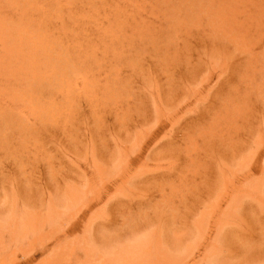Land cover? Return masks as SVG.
I'll return each mask as SVG.
<instances>
[{
    "label": "rangeland",
    "instance_id": "1",
    "mask_svg": "<svg viewBox=\"0 0 264 264\" xmlns=\"http://www.w3.org/2000/svg\"><path fill=\"white\" fill-rule=\"evenodd\" d=\"M1 5L0 264H264V0Z\"/></svg>",
    "mask_w": 264,
    "mask_h": 264
},
{
    "label": "bare ground",
    "instance_id": "2",
    "mask_svg": "<svg viewBox=\"0 0 264 264\" xmlns=\"http://www.w3.org/2000/svg\"><path fill=\"white\" fill-rule=\"evenodd\" d=\"M0 8L2 9L3 8V5H1L0 6ZM4 24H6V23H4ZM4 24H2V26H4ZM8 25V24H7ZM13 26V25H12ZM9 27H11V26H9ZM8 27V28H9ZM1 28V27H0ZM13 28V27H12ZM3 30H4V28H2ZM12 30V29H11ZM7 32V31H6ZM18 32V31H17ZM2 33V32H1ZM12 34V33H11ZM8 35V34H7ZM4 36H5V34H4ZM17 36V35H16ZM7 37V36H6ZM12 36H10L9 38H11ZM14 37V36H13ZM2 39V38H1ZM9 41V40H8ZM14 41H16V40H14ZM2 42H3V40H2ZM12 42V41H11ZM9 43V42H8ZM5 44V43H4ZM3 44V45H4ZM7 44V43H6ZM15 44V43H14ZM2 46V45H1ZM12 46H15V45H12ZM5 47V46H4ZM12 48V47H11ZM16 48V47H15ZM4 50V49H3ZM13 51V50H12ZM16 51V50H15ZM264 123V122H263ZM142 136V135H141ZM141 136H139V137H141ZM139 139H141V138H139ZM138 140V139H137ZM256 141H254V143H255V149H253L252 151H251V153H248L247 154V156H243V159H241L240 158V162H239V164L240 165H238V169L237 170H235L236 172H233L232 173V175L229 177V178H227L225 181H223V183H222V186H221V188H222V192L220 193H218V196L221 194V195H224V193L225 192H227V190H228V188H229V186L231 185V184H233L234 182H235V180H236V178H237V172L238 171H243L242 170V167L244 166V161L245 160H248V163H246L245 164V167H243V168H250V167H252V166H254V167H256L257 169H258V171H259V168H260V166H262L263 165V162H258L257 161V157H258V155L260 154V151L262 150V148L264 147V140H261V142L259 141H257V139H255ZM138 143V142H137ZM131 148V147H130ZM242 150V149H241ZM232 153V152H231ZM242 153V152H241ZM256 154V155H255ZM254 155H255V158H253L254 157ZM134 156H139V154L137 153L136 155H133V157ZM233 157V156H232ZM240 157V156H239ZM236 158V157H235ZM230 159V158H229ZM252 159V160H251ZM235 161V160H234ZM125 166L123 167L124 169H125V172L128 170V165L130 164V163H132V157H127L126 159H125ZM236 163V162H235ZM218 164V163H217ZM218 167V166H217ZM228 167V166H227ZM223 169V168H222ZM218 170V169H217ZM219 173H220V170H219ZM218 173V174H219ZM222 174V173H221ZM229 175V174H228ZM108 182H105L98 190H95V192H94V195L92 196L93 197V199H91V201L92 200H95V201H97L98 199H99V191L100 190H105L107 187H108ZM92 194V193H91ZM217 196V199H219V200H221L222 199V197L220 196V197H218ZM262 196H264V193H261V194H255V195H251L250 196V198L252 199V200H256V201H260L261 199H262ZM90 201V200H89ZM90 201V202H91ZM94 201V202H95ZM89 202V203H90ZM84 229H83V231H84V233L82 234L83 236V242H80L79 243V248L81 249V248H83L84 246H90L89 247V250H84L82 253H79V252H75L74 254H76L77 255V257H78V259H81V257H83V256H85V259L83 260V263L84 262H86L87 264H96V263H98L97 261L100 259V258H102L101 256H103L104 255V252H107V250H108V248L110 249L111 247H112V245L111 244H109V243H106V244H102V243H98V242H96L97 241V238L94 236L93 238H92V235L91 234H94V235H96L97 233H96V231H94V230H89V228L85 225L84 227H83ZM62 232H63V234H66V230H67V226L65 225V226H63L61 229H60ZM220 230H223L222 229V225H221V228H220ZM94 231V232H93ZM157 236V235H156ZM139 239H140V241L139 240H136L134 243L132 242V241H130V242H127L126 244H125V242H121V245L122 246H120V248H119V246H118V244L117 245H115V248H118V249H120L121 251H125V252H128V253H131V255L133 256V257H135V258H138V254H140V252L141 251H144V249H145V244H146V240L148 239V238H145V237H142V239L140 238V237H138ZM240 238H242L243 239V237H240ZM57 241L59 240V236L57 235L56 236V238H55ZM92 239V240H91ZM219 240V239H218ZM245 241H246V239H244ZM124 243V244H123ZM222 245H224L225 246V243H221ZM218 245H220V243H219V241L216 243L215 241L211 244V247H212V254H211V256H210V258L207 260V262H206V264H219V259H218V256L215 254V253H217L218 251H219V249L217 248V246ZM118 246V247H117ZM244 246V244H242V247ZM247 246V247H246ZM244 248V257H243V262L245 263V261H248V262H254V261H256V258H258L259 257V255L258 254H255V251H254V249H253V247L254 246H249V245H246ZM153 247V249H154V251H155V253H156V256H155V260L156 261H159V259H160V255L161 254H164V246H163V242H162V240H161V237H160V234H159V236H157L155 239H152V240H150V242L148 243V248L150 249V248H152ZM249 247V248H248ZM113 248V247H112ZM255 248V247H254ZM85 249H87V247L85 248ZM29 253V252H28ZM30 254V253H29ZM100 254H101V256H100ZM144 255L146 256L147 255V251L145 250L144 251ZM32 257H29V258H27V260L26 261H29L30 259H31ZM103 260H105V259H103ZM113 260H115V258H110V259H107V260H105V261H103V263L104 264H109V261H113ZM137 260H133V262H136ZM242 262V263H243ZM82 263V262H81ZM144 263L145 264H150L151 263V260L146 256V258L144 259ZM102 264V263H101Z\"/></svg>",
    "mask_w": 264,
    "mask_h": 264
}]
</instances>
